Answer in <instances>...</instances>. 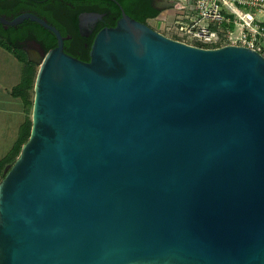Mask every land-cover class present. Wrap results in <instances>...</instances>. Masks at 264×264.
<instances>
[{
    "label": "water",
    "instance_id": "obj_1",
    "mask_svg": "<svg viewBox=\"0 0 264 264\" xmlns=\"http://www.w3.org/2000/svg\"><path fill=\"white\" fill-rule=\"evenodd\" d=\"M165 8H173L168 0ZM39 65L0 181V264H264V57L124 14Z\"/></svg>",
    "mask_w": 264,
    "mask_h": 264
},
{
    "label": "flooded vegetation",
    "instance_id": "obj_2",
    "mask_svg": "<svg viewBox=\"0 0 264 264\" xmlns=\"http://www.w3.org/2000/svg\"><path fill=\"white\" fill-rule=\"evenodd\" d=\"M165 1L0 0V16L8 20L23 14L38 16L61 32L65 52L89 61L91 45L100 30L115 27L124 14L150 25V20L169 9ZM2 25L5 38L15 40L27 57L42 56L58 45L56 35L37 21L25 19L15 26ZM43 28L47 32H40Z\"/></svg>",
    "mask_w": 264,
    "mask_h": 264
},
{
    "label": "built area",
    "instance_id": "obj_3",
    "mask_svg": "<svg viewBox=\"0 0 264 264\" xmlns=\"http://www.w3.org/2000/svg\"><path fill=\"white\" fill-rule=\"evenodd\" d=\"M174 1L173 8L182 12L175 26L200 47L246 46L264 57V0Z\"/></svg>",
    "mask_w": 264,
    "mask_h": 264
},
{
    "label": "trees",
    "instance_id": "obj_4",
    "mask_svg": "<svg viewBox=\"0 0 264 264\" xmlns=\"http://www.w3.org/2000/svg\"><path fill=\"white\" fill-rule=\"evenodd\" d=\"M1 14V13H0ZM40 32H47L44 28ZM180 40V39H177ZM198 45V44H196ZM203 46V45H198ZM0 47L12 54L20 63L19 82L9 90L10 95L22 100L24 105L25 118L19 126L17 139L14 141L5 156L0 159V181L5 176V168L12 165L21 152L23 144L29 139L32 126V110L34 103V87L38 66L30 61L25 53L16 43L15 40L8 41L5 38V32L0 22ZM208 47V46H207Z\"/></svg>",
    "mask_w": 264,
    "mask_h": 264
},
{
    "label": "rangeland",
    "instance_id": "obj_5",
    "mask_svg": "<svg viewBox=\"0 0 264 264\" xmlns=\"http://www.w3.org/2000/svg\"><path fill=\"white\" fill-rule=\"evenodd\" d=\"M180 14H182L181 11H178L177 9L174 8H169L167 10H164V12L160 14L158 18L150 20V25L151 27H153L154 29H156L157 31L161 32L162 34L168 37L174 39H180L191 45H195V44L201 45V42L192 38L189 35L180 32L177 29V27L175 26V20ZM10 55L7 54L5 50L0 48V85L5 87L10 86L12 84V81H14L16 77L18 78V76L16 75L17 72L16 69H17V64L19 63H17L16 61L12 62L14 58ZM37 66L39 68V65ZM19 76H20V70H19ZM6 92L7 91L3 89L0 90V97H2L3 100L5 99L4 96ZM10 117H12L13 119L10 120L11 123L13 124L18 122V120H20L21 115L13 114ZM17 130H18V126H13V127L9 126L6 133L3 134V137L0 135V159L6 155V153L8 152L14 141L17 139L18 136Z\"/></svg>",
    "mask_w": 264,
    "mask_h": 264
},
{
    "label": "crops",
    "instance_id": "obj_6",
    "mask_svg": "<svg viewBox=\"0 0 264 264\" xmlns=\"http://www.w3.org/2000/svg\"><path fill=\"white\" fill-rule=\"evenodd\" d=\"M1 49H3V48H1ZM5 52H7V51L5 50ZM7 54L10 55L9 52H7ZM10 56H12L14 58V60L12 62L16 61L17 63H19V61L16 59V57H14L12 54ZM14 65H15V63H14ZM18 66H19V68H18ZM16 70H17V72H16ZM16 70H15V72H16V75L18 76V78L16 77V79L14 81H12V84L10 86L5 87V86L0 85V90L3 89L5 91H7L5 96H4L5 97L4 100L2 99V97H0V135L2 137H3V134L6 133L9 126H11V127L18 126V130H19V126L23 122V119H24V105H23L22 100H20L19 98H14L12 95H10V93L8 91V90H11L12 87L15 86L19 82L20 63L17 64ZM13 114L21 115V118H20V120H18V122L12 124L10 120H13V119L10 116H12ZM18 130H17V133H18Z\"/></svg>",
    "mask_w": 264,
    "mask_h": 264
}]
</instances>
